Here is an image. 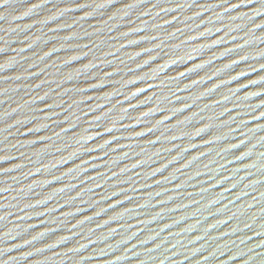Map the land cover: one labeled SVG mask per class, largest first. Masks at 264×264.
I'll return each instance as SVG.
<instances>
[{
	"label": "water",
	"instance_id": "water-1",
	"mask_svg": "<svg viewBox=\"0 0 264 264\" xmlns=\"http://www.w3.org/2000/svg\"><path fill=\"white\" fill-rule=\"evenodd\" d=\"M0 264H264V0L0 7Z\"/></svg>",
	"mask_w": 264,
	"mask_h": 264
},
{
	"label": "snow or ice",
	"instance_id": "snow-or-ice-1",
	"mask_svg": "<svg viewBox=\"0 0 264 264\" xmlns=\"http://www.w3.org/2000/svg\"><path fill=\"white\" fill-rule=\"evenodd\" d=\"M8 3V0H3V3H0V7H5Z\"/></svg>",
	"mask_w": 264,
	"mask_h": 264
}]
</instances>
